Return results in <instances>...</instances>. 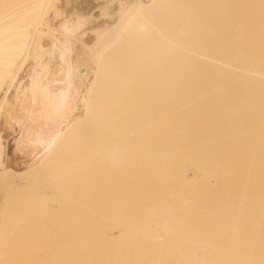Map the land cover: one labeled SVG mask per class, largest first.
Wrapping results in <instances>:
<instances>
[{"label":"bare ground","instance_id":"1","mask_svg":"<svg viewBox=\"0 0 264 264\" xmlns=\"http://www.w3.org/2000/svg\"><path fill=\"white\" fill-rule=\"evenodd\" d=\"M147 1L85 0L54 29L63 0H0V125L8 108L32 127L25 174L6 164L0 130L1 211L9 217L25 195L54 219L44 218L48 239L26 241L28 251L48 241L31 262L264 264V0ZM51 39L64 65L48 66ZM68 39L84 43L93 66L84 115L72 120L69 87L83 77ZM37 59L42 78L12 107ZM49 78L57 93L42 85ZM6 241L0 264H26L25 241Z\"/></svg>","mask_w":264,"mask_h":264},{"label":"rangeland","instance_id":"2","mask_svg":"<svg viewBox=\"0 0 264 264\" xmlns=\"http://www.w3.org/2000/svg\"><path fill=\"white\" fill-rule=\"evenodd\" d=\"M84 2L85 0H63V2H64V4H63V6H61V10L63 11V9H64V13H65V15H64V18L61 20L60 18H51V20H52V24H54V25H52L51 24V26H52V28H56V29H59V27H60V25L64 22V20H65V18L67 17V20H70V21H72L73 19H74V17H73V13H74V9L79 5V3L80 2ZM145 1H147V0H145ZM149 1H151V0H149ZM149 1H147V2H149ZM65 2H69L70 4H71V7L70 8H66V7H64V5H65ZM73 2V3H72ZM90 4H92V3H90ZM77 5V6H76ZM92 5H95V3H93ZM91 5V6H92ZM74 7V8H73ZM66 10V11H65ZM98 11H86V13H87V15L88 16H92V17H95V19H98V17H99V14L97 13ZM92 14V15H91ZM58 21V22H57ZM63 21V22H62ZM62 22V23H61ZM100 23V24H99ZM113 23H115V20L113 19L112 21H98V25L96 24V25H91L90 26V30H93V29H95V28H102V27H104L105 25H110V24H113ZM58 25H59V27H58ZM61 37H62V35L60 36L59 34H58V36H53V38L54 39H57V40H61ZM65 42H67L68 43V45H70L69 46V49H70V53L67 55L68 57H67V60H68V62H69V64L71 65V66H74L73 68V70H77V67H76V65L77 66H80V67H82V68H80V73H81V76L83 77V78H80V77H78L76 74L74 75L73 74V76L75 77V79L76 80H74V83H73V85L71 86V88L69 87V94H70V97H68L69 99H67V102H66V105H67V112H66V114L64 115L65 117H66V119H68V118H71V120L72 119H74V118H76V117H78V115L79 116H81V115H84V111H83V109L81 108V106H80V100H81V97H80V94H81V96L82 95H84L85 94V91H86V88L88 87V85H89V80H90V76H91V74H90V72L93 70V66L91 65L90 67H88V66H86V63H87V61L90 59V56H91V60H92V55L90 54V52L88 51V49H86V47L85 46H81V45H84V43L82 42V41H80V40H78V39H68V40H66ZM94 42H95V40H94V38H93V40L91 41V42H89L88 44H89V46H91V45H93L94 44ZM75 43V44H74ZM53 44V40L51 39L50 41H46V42H44L43 43V45H45V48H49L50 49V52H49V56H47V57H45V59L47 58L48 60H47V64H48V66L49 65H51V66H53V67H55V63H57V64H59V63H63V65H64V62H61V57H60V53L59 52H57L56 50H55V48H54V46H51ZM87 44V45H88ZM75 45V46H74ZM80 45V46H79ZM73 46V47H72ZM78 46V47H77ZM81 47H82V49H81ZM80 48V49H79ZM79 50V51H78ZM84 50V52H85V50H86V52L85 53H83L82 51ZM81 51V52H80ZM78 52V53H77ZM79 53H81V55L79 54ZM88 55H87V54ZM86 54V55H85ZM52 55V56H51ZM73 56V57H72ZM80 56V57H79ZM83 56V57H82ZM88 56V57H87ZM49 57V58H48ZM85 57V58H84ZM89 58V59H87V58ZM81 58H82V60H81ZM45 59H44V61H45ZM86 59H87V61H86ZM79 60V61H78ZM33 62V63H32ZM54 62V63H53ZM78 62H80V63H78ZM86 62V63H85ZM41 59H37V60H32L31 61V63L28 65L29 67H27V69H26V72H25V75L27 74H29L28 76L26 75V76H24L23 77V79L22 80H26V77H27V80L23 83V85L21 86L22 88H19L20 89V91H19V89H16L15 91H13L12 92V94L10 95V98H9V102H10V105L13 107H17L18 106V104L21 102V101H24L26 104L28 103V101H29V99H31V96H32V91H31V88H32V81L33 80H39V78H42V72L44 71V69L42 70L41 69ZM79 64V65H78ZM33 65V66H32ZM32 67H33V70H32ZM41 69V70H40ZM29 72V73H28ZM38 73V74H37ZM40 73V74H39ZM31 75H33V76H31ZM36 75V76H35ZM38 75H40V76H38ZM29 77V78H28ZM36 77V78H35ZM38 77V78H37ZM34 78V79H33ZM50 80H46V83H45V81H43V82H41V83H43L42 85H44L45 87H47V88H50V90H51V92L54 94V93H57L56 91H57V89H58V87L57 86H59L58 85V83H60V82H56V81H53L51 78H49ZM53 81V82H52ZM30 82V83H29ZM48 82V83H47ZM26 84V85H25ZM83 84V85H82ZM29 87H28V86ZM56 86V87H55ZM81 86V87H80ZM54 87V88H53ZM23 89H25V91H26V95L25 94H23L24 92H23ZM82 89H84V90H82ZM22 90V91H21ZM80 90H81V92H80ZM54 91V92H53ZM71 91V92H70ZM84 91V92H83ZM28 92V93H27ZM79 92V93H78ZM76 93V94H75ZM83 93V94H82ZM79 94V95H78ZM21 95H22V98H21ZM27 97V98H25V97ZM23 97H24V99H23ZM17 98H18V101H17ZM29 98V99H28ZM19 99L21 100L20 102H19ZM74 101V102H73ZM79 101V102H78ZM71 102V103H70ZM76 102H77V104H76ZM17 103V104H16ZM79 104V105H78ZM16 105V106H15ZM73 105V106H72ZM74 108V109H73ZM76 108V109H75ZM74 111V112H73ZM81 114V115H80ZM62 114L60 113V116H61ZM8 116H9V119H8ZM64 117V118H65ZM61 118H62V116H61ZM31 119H30V116H28L27 118H25V119H22V121L21 120H19L18 122L17 121H13V118H12V112H10V111H8V108L5 110V115L3 116V118H2V120H1V125H0V130H1V132H2V136H3V139H4V144H5V146H6V164L8 165V166H12V168L15 170V171H17V172H19V173H24V172H26L27 171V169L31 166H27V165H25L26 163V159H25V156H24V152H29L30 151V146H29V142H28V140H29V138H30V136H31V125H29V123L31 122L30 121ZM60 120V119H59ZM25 122V123H24ZM18 123V124H17ZM23 123V124H22ZM69 124V120H68V122H66L65 121V123H63L62 122V124L60 125V128L58 129V133H57V135H56V137L54 138V140L52 141V143L47 147V149H45V153L47 154L48 153V149L49 148H51L52 147V145L54 144V142H55V140L57 139V137H58V135H59V133L67 126ZM22 125V126H21ZM19 133V134H18ZM44 152L43 153H41V155L42 154H44ZM14 155V156H13ZM41 155H39L36 159H38V158H40V156ZM11 159V160H10ZM35 159V160H36ZM24 169V170H23ZM25 174V173H24ZM21 188V187H20ZM24 191V192H23ZM18 193V195H24V194H26V193H28V192H26V190H22L21 189V191L19 192H17ZM16 193V194H17ZM15 195V194H14ZM28 195V194H27ZM15 197V196H14ZM2 198V196L0 195V220H3L2 218H7V219H9L10 218V215H11V217L13 218L14 217V219H12V221L10 220V222L13 224L12 226H11V224L8 222V226H11V227H8L7 225L5 226V228L7 227V230L6 231H3L4 233H6V234H4L3 232V234H1V232H0V241L3 243V239H4V243H6L7 241L6 240H10L11 241V239H14V241L18 238L17 236H19V235H16L15 237H14V235H15V233H14V231L15 230H17V229H19L20 230V228L21 227H23V228H21V229H23V232H24V234L22 233V230H20L21 231V233H22V235L25 237V239H23V238H21L22 237V235H20L19 237L21 238V239H23L25 242H24V245H23V240H21V239H17L18 240V242L20 241V243L22 242V244H17V243H15V244H17V246L19 245L20 246V249H21V246L23 245V248L25 249V252L22 250H20L19 252H21L20 254H22L23 255V253H29L30 251H31V253H29L30 254V256L27 254L26 256H29V257H27V258H24L26 261H27V263L26 264H34V262L36 261V263H38V264H50V263H47V261H45V263H42L41 262V260H40V258H38L39 257V255H41V254H36L38 251H41L42 252V248L44 247V244H45V242H48V241H45V242H43L44 244H43V247L41 248V247H38L37 248V245L38 246H40V244L38 243H36L37 245H36V248H37V250L38 251H34V250H36L34 247H32V248H34V250L32 251V249L30 250V251H28V250H26V248L25 247H27L28 246V244H29V246L31 245V244H34L35 242H37L38 240L39 241H41V239H42V237H46V239H48V235L47 234H42L41 232H42V229H46V228H52L51 226L53 225H50L49 226V223H47L48 221H46L48 218H50L49 219V221H52V223H54V219L52 220V218L51 217H49V216H47L46 217V215H44L43 213H42V210H39L40 208H41V206L40 205H38V207L40 206V208H38V213H37V211H36V209H37V205L35 206V204H34V202H36V200L33 202V198L32 197H28V196H26V198H27V200H26V198H25V195H24V198H25V200H24V198L23 197H20V198H18L19 200L20 199H22L23 201H27V203L26 204H29V206L28 205H25L23 202H22V200L21 201H18L16 204L14 203V206H13V208L14 209H12V211H10L9 210V212L7 213V216L9 215V217H6L5 215H3V213H2V211H1V207H2V201H3V198ZM13 199H16V198H13ZM17 200V199H16ZM15 200V201H16ZM29 201V202H28ZM32 205V206H31ZM30 207L31 209H27L26 207ZM22 207V208H21ZM27 209L28 210V212H30L31 213V216H29V213L28 212H26L25 210V212L23 213V209ZM22 209V210H21ZM42 209V208H41ZM21 210V211H20ZM30 210V211H29ZM15 212H17V214L15 213ZM40 212V213H39ZM2 213V214H1ZM12 213V214H11ZM14 213V214H13ZM28 213V214H27ZM16 214V215H15ZM13 215V216H12ZM25 215V216H24ZM28 215V216H27ZM39 215V216H38ZM2 216V217H1ZM38 216V217H37ZM42 216H44V217H42ZM16 217V218H15ZM27 217H29L30 218V221L29 220H27L28 218ZM40 217H41V219H40ZM46 217V220L44 219ZM25 218H27V219H25ZM37 218H39V219H37ZM11 219V218H10ZM17 221V224H14V223H16V222H14V221ZM38 220V221H37ZM44 221H45V223L47 224H45L44 223ZM0 222H3V221H0ZM14 222V223H13ZM40 222H42V223H40ZM10 224V225H9ZM44 224V225H43ZM51 224V223H50ZM19 225H21V227H19V228H17ZM17 226V227H16ZM13 227V233H14V235L12 236V228ZM46 227V228H45ZM8 229L11 231V233H9L8 232ZM38 229H40V231L38 230ZM18 230V231H19ZM18 231H16V233L18 232ZM30 231V232H29ZM35 231V232H34ZM40 232V234L41 235H38L39 233L38 232ZM19 234H20V232H18ZM17 233V234H18ZM51 234V233H50ZM1 235H3V236H1ZM10 237H9V236ZM26 235V236H25ZM6 237V239H5V237ZM12 236V237H11ZM42 236V237H41ZM39 237H41V238H39ZM39 238V239H38ZM16 240V241H17ZM10 241H8V242H10ZM13 241V240H12ZM15 241V242H16ZM26 241H27V243L28 244H26L25 245V243H26ZM0 242V243H1ZM34 242V243H33ZM42 242V241H41ZM50 242V241H49ZM3 243V244H4ZM13 243V245H14V242H12ZM7 244V243H6ZM9 245L11 244V243H8ZM46 244H48V243H46ZM45 244V245H46ZM50 244V243H49ZM41 245H42V243H41ZM10 246H12V245H10ZM15 246V245H14ZM28 246V247H29ZM33 246V245H32ZM35 246V245H34ZM31 247H29V249H30ZM40 248V249H39ZM27 251V252H26ZM33 252L36 254V256H38L37 258H38V260H40V261H38V260H35L34 262L32 261H29L30 259L31 260H33L34 259V257H36V256H34L35 254H33ZM19 254V255H20ZM25 255V254H24ZM33 255V256H32ZM25 256V257H26ZM42 256V255H41ZM40 256V257H41ZM22 258H23V256H22ZM36 259V258H35ZM25 261H23V263L22 264H25L24 263ZM28 262H30V263H28ZM20 263V264H21ZM11 264V263H10ZM13 264V263H12Z\"/></svg>","mask_w":264,"mask_h":264}]
</instances>
